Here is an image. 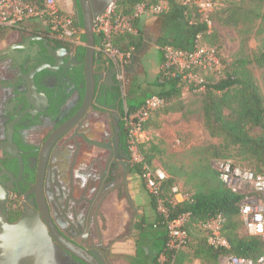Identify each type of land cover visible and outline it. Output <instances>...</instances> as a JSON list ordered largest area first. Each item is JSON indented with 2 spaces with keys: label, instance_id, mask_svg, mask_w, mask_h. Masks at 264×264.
Listing matches in <instances>:
<instances>
[{
  "label": "flooded vegetation",
  "instance_id": "af4514ba",
  "mask_svg": "<svg viewBox=\"0 0 264 264\" xmlns=\"http://www.w3.org/2000/svg\"><path fill=\"white\" fill-rule=\"evenodd\" d=\"M72 2L77 8L78 0ZM80 47L84 43L70 46L36 27L0 38V264H86L60 242L95 252L96 264H140V252L113 253L123 237L105 242L101 211L108 196L119 202L121 192L133 208L125 168L128 189L135 181L144 185L126 123L133 93H124L126 81L118 80V70L101 55L91 103L78 116L87 94ZM32 77L48 100L37 96L36 106L29 108L24 96ZM49 138L56 143L51 153ZM136 217L133 212L127 229L133 239L139 230ZM23 219L41 235L45 250L39 256L13 248L18 236L11 228Z\"/></svg>",
  "mask_w": 264,
  "mask_h": 264
},
{
  "label": "trees",
  "instance_id": "16d2710c",
  "mask_svg": "<svg viewBox=\"0 0 264 264\" xmlns=\"http://www.w3.org/2000/svg\"><path fill=\"white\" fill-rule=\"evenodd\" d=\"M30 2L39 10L44 7V0H30ZM141 3H145L147 6L166 3L169 7L168 12L177 15L181 19L184 38L182 40L176 37L166 38L162 46L171 45L177 49L187 50L194 47L198 35L202 34L203 37H210L211 44L209 45L216 49L222 69L219 73H201L205 85L202 101L205 125L212 137L220 138L223 141L221 146L223 151H220L219 157L229 160L226 159L229 156V150L238 148L250 160L255 161L256 171L264 174V97L254 73L250 69V65L255 63L264 71V52L257 54L252 61L236 59L231 65H227L222 56L223 45L217 44V41L220 40L218 32L212 31L208 24L202 20L200 14L195 15L193 11L194 4H185L184 0H117L115 16L130 17L134 13L135 7ZM230 12L229 21L239 23L241 20H246L249 15L252 16L253 21L257 19L264 21V12L262 11L254 12L243 6L238 8L233 6ZM73 27L78 31L84 30L79 3L78 16L76 19L73 17ZM135 28L136 33H122L113 39L115 48L123 53L132 52L134 58L141 52L145 44L140 21L135 23ZM101 41V38L96 36L97 47H100ZM80 42L86 43L84 34H81ZM68 44L74 46L71 43ZM80 49L82 57H84L85 48L80 47ZM98 60L100 59H96V63L99 65ZM162 63L163 58L161 66ZM110 66L113 67L111 61ZM161 66L154 86L159 90L156 94L165 100V107H168L174 100L181 97L183 88L190 85V83L183 81L180 75L173 76V70L166 71ZM142 103L133 106L131 113L135 112ZM168 111L169 108L163 113H168ZM156 114L157 112L154 117ZM153 118L145 125V130L150 129ZM155 127L158 128L159 125ZM252 128L259 129L261 133L256 136L252 135L250 133ZM149 142L143 143L140 150L144 155L145 162L152 166L159 148L154 144L148 147ZM138 168L141 176L142 166L138 165ZM195 176L198 178L195 191L186 195L185 200L182 202L170 203L172 199L171 188L176 185L174 178H168L165 182L163 195L160 198H155L148 193L153 199V208L157 214V229L150 232L152 236L150 238L153 253L152 264H186L190 259L219 264L218 258L222 251L214 249L208 244L206 233L201 228L202 224L218 217H221L224 221L222 234L231 245L230 254L254 260L261 258L264 255L263 241L257 237L247 235L246 232V235L241 233V228L244 226L239 212L241 196L225 186L217 171L211 165L204 166ZM159 201H162L168 217L158 211ZM185 215L188 217L189 239L186 246L174 258L173 253L167 247L169 241L167 222ZM163 255L165 260L161 263L160 258Z\"/></svg>",
  "mask_w": 264,
  "mask_h": 264
},
{
  "label": "built area",
  "instance_id": "2783aa9c",
  "mask_svg": "<svg viewBox=\"0 0 264 264\" xmlns=\"http://www.w3.org/2000/svg\"><path fill=\"white\" fill-rule=\"evenodd\" d=\"M217 0H184L185 4H194L202 20L211 26V15L215 11ZM117 0L111 3L103 14L98 16L94 24L96 36L101 38L98 51L101 52L118 70V80L124 82L127 71L132 65L134 55L132 52L123 53L113 46L115 36L122 33H136L135 23L145 15L160 16L169 11L166 3L156 6L138 4L130 17L115 16ZM34 19H40L42 26L37 27L48 30L58 40H63L73 45L80 42L83 31L73 27V16L67 13L57 0H44V7L39 10L30 0H0V31L17 30L27 27V23ZM200 34L195 40L192 49H177L171 45L161 46L163 53V70H173V76L180 75L183 81L193 84L198 91L204 90V78L200 75L219 73L222 69L221 61L216 49L203 41ZM166 102L157 94L147 97L140 107L126 117L129 128V145L133 162L142 166L141 179L150 195L160 198L163 195L164 184L168 180L167 173L159 167L149 166L145 162L140 146L148 141L145 125L154 117L155 113L163 109ZM215 169L220 180L232 192L241 196L239 203L240 218L243 221L247 235L257 237L264 243V174L256 170L243 167L232 160H220L216 162ZM171 204L185 200L181 188L176 184L171 188ZM158 211L166 217V210L162 201H159ZM188 217L181 216L167 222L169 235L168 250L177 254L186 246L189 233L187 230ZM223 219L215 218L201 228L205 231L208 244L214 249L221 250L218 258L219 264H264V255L258 260L247 257H239L230 254L231 245L222 234ZM165 260L164 255L160 262Z\"/></svg>",
  "mask_w": 264,
  "mask_h": 264
},
{
  "label": "rangeland",
  "instance_id": "374dc122",
  "mask_svg": "<svg viewBox=\"0 0 264 264\" xmlns=\"http://www.w3.org/2000/svg\"><path fill=\"white\" fill-rule=\"evenodd\" d=\"M260 1L217 0L215 11L210 17V28L212 31L218 32L220 36L217 44L223 45L222 56L226 60L227 65H231L236 59L252 61L257 54L264 52V21L260 19L253 21L250 15L246 20H241L239 23L237 21H229L230 9L233 6L234 8L243 6L254 12H264V1H261V4ZM57 2L67 13L75 19L77 18L78 7L74 8L72 0H57ZM193 11L195 15L199 14L195 5H193ZM36 21L41 22L40 19H36ZM36 26L38 27L39 25ZM155 30L153 29L152 31ZM14 32L15 30L12 29L2 30L0 31V38L10 36ZM203 41L211 44L210 37L204 36ZM138 55H140V67L135 70L134 76L126 77L123 89L125 94L133 93L132 97L134 99L128 102L130 106H138L151 94H156L159 91L154 86V83L160 73L163 53L160 48L153 47L146 40L143 49ZM250 69L253 71L264 97V71L255 63L250 65ZM203 96L204 92L198 91L193 84L185 86L181 97L174 100L168 107L157 112L150 123L151 130L157 128L155 127L156 125H159L157 129H163L161 137H158L155 133H151L150 137L148 136V141L150 142L147 146L154 144L159 148L152 166L164 169L169 178H174L175 183L181 188V193L184 196L195 191L198 183V178L195 175L204 166L211 165L215 169L216 162L225 159L218 156L222 150V139L212 137L205 125L202 110ZM186 106L187 112L184 111ZM167 108L175 109V111L181 109L182 117H180V114H176L168 120H163V112ZM163 122L165 125H163ZM250 133L256 136L261 132L259 129L252 128ZM229 152V156L226 159L232 160L243 167L257 170L255 161L250 160L238 148H231ZM116 204L124 205L126 213L124 221H127L126 228H129V215L131 216L134 211L132 206L125 200L124 192H121V200ZM241 233L246 235L244 226L241 228ZM152 257V245L147 244L144 247V251L140 250V264H152ZM186 264L213 263L190 259Z\"/></svg>",
  "mask_w": 264,
  "mask_h": 264
},
{
  "label": "crops",
  "instance_id": "0c3cea01",
  "mask_svg": "<svg viewBox=\"0 0 264 264\" xmlns=\"http://www.w3.org/2000/svg\"><path fill=\"white\" fill-rule=\"evenodd\" d=\"M36 25H39L38 27L42 26L41 22H37L36 19L29 21L27 23V27H36ZM140 27L144 32V38L145 41L147 40L149 43L152 44L153 47H157L158 49L161 48L164 40L166 38L176 37L179 40H182L184 38V31L182 30V24L181 19L173 14V13H165L160 16H153V15H145L140 20ZM153 29H156L155 31H152ZM2 31V30H1ZM152 31V32H151ZM140 55L136 56L134 58L132 65L129 67L127 71L128 77H132L135 74V70L140 67ZM155 94V93H153ZM151 94V95H153ZM150 95V96H151ZM179 109L178 111H175V109H169L168 113H164L163 120H168L176 114H180V117H182V112ZM184 111L187 112V106L184 108ZM163 125L165 123L163 122ZM151 133H155L158 137L162 136L163 129H157L154 128L153 130L148 129L147 130V138L150 137ZM68 162H66L63 167L61 168V173L65 174L68 170ZM64 181H68V177L63 178ZM70 189V187H67ZM128 198H131V203L133 205V211L136 213V218L139 222V230L133 234V236L136 238H139L138 240L141 241L139 245H137L134 242V239L129 237L127 234L126 223L127 221H124V218L126 216L124 205H117L115 198L111 195L108 196L107 200L104 202L101 211L105 217V242L109 240H113L117 237H123L118 241V243H115L113 246V253L115 255H129L131 253L140 252V250L147 244L152 245L151 239L152 236L150 235V232H153L152 230L157 229L156 223H157V214L154 211L153 208V199L148 194L145 186L141 183V181H135L133 184L130 185L128 189ZM130 220V215H129ZM128 220V222H129ZM142 225V226H141ZM126 229V232H125ZM149 246V245H148ZM141 248V249H140ZM140 254V253H139ZM118 260V259H117ZM121 262V261H120ZM120 262H117L115 264H120Z\"/></svg>",
  "mask_w": 264,
  "mask_h": 264
},
{
  "label": "water",
  "instance_id": "95a60500",
  "mask_svg": "<svg viewBox=\"0 0 264 264\" xmlns=\"http://www.w3.org/2000/svg\"><path fill=\"white\" fill-rule=\"evenodd\" d=\"M114 1L115 0H78L84 22V35L86 37V43L84 44V48H85L84 74H85V83L87 90L85 102L78 116H81L91 103V98L94 93V87H95V73H94L95 61L96 59H100L102 55V53L98 51V47L96 45V35L94 32L95 20L98 16L103 14L105 10L108 8V6ZM27 88H28V93L24 96V98L29 108L36 106L35 98L37 96H41L43 97V99L48 100L46 96H42L41 94L38 93L37 90L38 88L33 77L31 79H28ZM43 114H45V112H43ZM49 140L50 138L47 139L46 144H48L49 142L48 152L50 151L51 153L55 150L56 143L53 142L52 140L51 141ZM46 164L47 163L44 160L43 167L45 169L47 167ZM127 175H128V171L127 168H125L124 181L126 185V190L128 192ZM129 200L131 201L130 197ZM31 227L33 226L26 219H23L19 224L12 226L11 228L12 232L16 236H18L17 241H15V244L13 243V248H16L17 251H19V249H22V251H26L29 253L32 252L39 256L42 252H44L45 246L41 242L42 239L41 235L37 233L35 229H34L35 231L33 232ZM24 231H26L25 234H22V232ZM45 236L47 237L46 233ZM46 239L48 242H50L48 238ZM60 244L63 246V248L66 251L74 255L82 262H85L86 264H96L92 259V257H94L95 252L91 253L81 249L78 246L68 245L63 242H60Z\"/></svg>",
  "mask_w": 264,
  "mask_h": 264
}]
</instances>
